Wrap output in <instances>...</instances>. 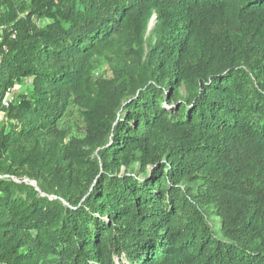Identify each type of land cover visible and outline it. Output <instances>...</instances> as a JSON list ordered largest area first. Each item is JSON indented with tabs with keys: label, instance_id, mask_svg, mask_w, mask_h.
<instances>
[{
	"label": "trees",
	"instance_id": "1",
	"mask_svg": "<svg viewBox=\"0 0 264 264\" xmlns=\"http://www.w3.org/2000/svg\"><path fill=\"white\" fill-rule=\"evenodd\" d=\"M0 30V264H264V0H0Z\"/></svg>",
	"mask_w": 264,
	"mask_h": 264
},
{
	"label": "rangeland",
	"instance_id": "2",
	"mask_svg": "<svg viewBox=\"0 0 264 264\" xmlns=\"http://www.w3.org/2000/svg\"><path fill=\"white\" fill-rule=\"evenodd\" d=\"M152 23L149 24L146 37L151 32ZM134 56L135 51L133 48L123 49L120 53L111 49L104 51L102 55H96L83 78V99L102 97L109 90L110 83L121 78L124 71L122 60L126 59L129 61ZM24 84H30V80L26 79ZM19 90L20 85H17L11 90L12 95L15 96ZM83 112L84 109L80 104L72 101L60 122V129L64 134L65 144L73 142L75 147L74 153L79 156L90 151L85 145ZM35 147L36 143L34 141L28 142L25 146V152L28 153L34 150ZM46 151L41 148V153L45 154ZM80 158L84 157L81 156Z\"/></svg>",
	"mask_w": 264,
	"mask_h": 264
},
{
	"label": "built area",
	"instance_id": "3",
	"mask_svg": "<svg viewBox=\"0 0 264 264\" xmlns=\"http://www.w3.org/2000/svg\"><path fill=\"white\" fill-rule=\"evenodd\" d=\"M2 43V31L0 30V44ZM13 99V95L11 93V91L7 94L6 100L5 102L8 103L10 101H12Z\"/></svg>",
	"mask_w": 264,
	"mask_h": 264
}]
</instances>
